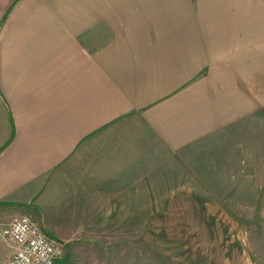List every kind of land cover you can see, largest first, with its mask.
Segmentation results:
<instances>
[{
	"label": "crops",
	"instance_id": "crops-1",
	"mask_svg": "<svg viewBox=\"0 0 264 264\" xmlns=\"http://www.w3.org/2000/svg\"><path fill=\"white\" fill-rule=\"evenodd\" d=\"M237 12L223 0H0V230L67 189L68 173L108 191L140 143L176 152L252 114L264 41L240 76L233 34L189 32L191 13ZM10 257L0 231V264Z\"/></svg>",
	"mask_w": 264,
	"mask_h": 264
},
{
	"label": "rangeland",
	"instance_id": "rangeland-1",
	"mask_svg": "<svg viewBox=\"0 0 264 264\" xmlns=\"http://www.w3.org/2000/svg\"><path fill=\"white\" fill-rule=\"evenodd\" d=\"M223 1L239 12L191 13L189 32L233 34L241 76L248 49L262 54L264 0L249 12L247 0ZM255 75L252 114L176 152L140 143L143 158L108 191L83 192L68 173L67 189L28 216L66 244L67 264H264V77Z\"/></svg>",
	"mask_w": 264,
	"mask_h": 264
},
{
	"label": "built area",
	"instance_id": "built-area-1",
	"mask_svg": "<svg viewBox=\"0 0 264 264\" xmlns=\"http://www.w3.org/2000/svg\"><path fill=\"white\" fill-rule=\"evenodd\" d=\"M1 236L11 249L6 264H58L66 258V244L48 236L31 216L15 217Z\"/></svg>",
	"mask_w": 264,
	"mask_h": 264
},
{
	"label": "trees",
	"instance_id": "trees-1",
	"mask_svg": "<svg viewBox=\"0 0 264 264\" xmlns=\"http://www.w3.org/2000/svg\"><path fill=\"white\" fill-rule=\"evenodd\" d=\"M68 259H69V257H67V259H66L65 261H63V262H61V263H58V264H67Z\"/></svg>",
	"mask_w": 264,
	"mask_h": 264
}]
</instances>
